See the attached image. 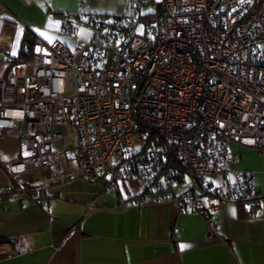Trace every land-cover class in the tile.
Returning a JSON list of instances; mask_svg holds the SVG:
<instances>
[{"label": "built area", "instance_id": "1", "mask_svg": "<svg viewBox=\"0 0 264 264\" xmlns=\"http://www.w3.org/2000/svg\"><path fill=\"white\" fill-rule=\"evenodd\" d=\"M144 5L156 10L142 14ZM94 27L107 32L72 49L33 38L29 56L0 79V135L19 131L18 158L5 170L61 175L69 155L107 187L149 182L156 169L129 176L120 162L156 131L161 161L177 162L193 191L207 175H232L229 193L191 195L220 239L221 201L255 196L231 144L264 152V0H126L121 14ZM9 41L2 32L0 49L8 51ZM71 129L76 143L67 146Z\"/></svg>", "mask_w": 264, "mask_h": 264}, {"label": "crops", "instance_id": "2", "mask_svg": "<svg viewBox=\"0 0 264 264\" xmlns=\"http://www.w3.org/2000/svg\"><path fill=\"white\" fill-rule=\"evenodd\" d=\"M125 2L0 0V35L10 36L8 51L0 49V79L28 53L27 37L69 49L78 39L96 42L102 28L91 18L117 16ZM18 135L17 128L0 135V264H264V152L231 144L236 167L250 173L258 206L222 200L216 239L191 196L174 187L146 190L149 182L136 178L107 187L77 170L69 155L61 175L30 168L8 173L4 166L18 158ZM65 143H76L73 131ZM231 179L215 172L202 185L224 190Z\"/></svg>", "mask_w": 264, "mask_h": 264}, {"label": "trees", "instance_id": "3", "mask_svg": "<svg viewBox=\"0 0 264 264\" xmlns=\"http://www.w3.org/2000/svg\"><path fill=\"white\" fill-rule=\"evenodd\" d=\"M108 18L109 17L106 16H95L94 18H91V22L93 26L95 22H103L104 24H106V20ZM22 56L26 58L29 56L26 50L22 52ZM151 139L152 141L146 142L140 147L130 150L122 157L120 163L125 169L130 171L129 176L135 175L139 170L149 171V168L155 173L156 169L157 173L154 176V179L149 181L146 190H148L150 187L161 188L164 186V182L167 183L169 186H172L173 184L170 183L171 180H174L175 184L183 182L184 177L186 176L184 174L183 168L177 162L161 161L158 155V147L161 144V138L157 136L156 131H153ZM199 186H202L200 192L213 193L214 191L213 188L209 189L208 186H203L201 184H199L198 187ZM24 191L29 190L26 189ZM224 191L229 193L230 189L227 187L226 189H224ZM194 192L195 191L190 188L189 191H186L185 195L191 196ZM224 193L221 190L219 192L218 190L215 192V194L217 195H221ZM258 199L259 197L255 194L254 198L248 201H252L254 203V207H256L258 206ZM236 202L244 203V201L242 200H236Z\"/></svg>", "mask_w": 264, "mask_h": 264}, {"label": "rangeland", "instance_id": "4", "mask_svg": "<svg viewBox=\"0 0 264 264\" xmlns=\"http://www.w3.org/2000/svg\"><path fill=\"white\" fill-rule=\"evenodd\" d=\"M156 1H159V0H156ZM154 9L156 10V7H154L153 5H144V6H141L140 7V13L142 14H146L148 12H152L154 11ZM89 32H92V30L90 28H86ZM104 28H102L100 30V33H105V29L103 30ZM94 31V30H93ZM72 130V129H71ZM73 131V130H72ZM205 184V183H204ZM164 187H174L176 188V190L178 192H182V191H187L189 190L191 187H192V184L190 182V180L187 178V177H184V180L183 182L179 183V184H173L172 186H169L167 183L164 182ZM197 190H199V188L197 187Z\"/></svg>", "mask_w": 264, "mask_h": 264}, {"label": "water", "instance_id": "5", "mask_svg": "<svg viewBox=\"0 0 264 264\" xmlns=\"http://www.w3.org/2000/svg\"><path fill=\"white\" fill-rule=\"evenodd\" d=\"M32 39H33V38H31V37H27V38H26V41H27L26 47H28V45L31 44Z\"/></svg>", "mask_w": 264, "mask_h": 264}, {"label": "snow or ice", "instance_id": "6", "mask_svg": "<svg viewBox=\"0 0 264 264\" xmlns=\"http://www.w3.org/2000/svg\"><path fill=\"white\" fill-rule=\"evenodd\" d=\"M41 35H43V33H41ZM183 247V246H182Z\"/></svg>", "mask_w": 264, "mask_h": 264}]
</instances>
